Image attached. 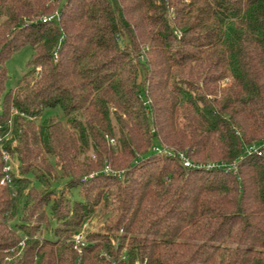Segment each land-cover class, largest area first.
<instances>
[{
    "label": "trees",
    "instance_id": "16d2710c",
    "mask_svg": "<svg viewBox=\"0 0 264 264\" xmlns=\"http://www.w3.org/2000/svg\"><path fill=\"white\" fill-rule=\"evenodd\" d=\"M1 97L0 264H264V0H0Z\"/></svg>",
    "mask_w": 264,
    "mask_h": 264
},
{
    "label": "rangeland",
    "instance_id": "374dc122",
    "mask_svg": "<svg viewBox=\"0 0 264 264\" xmlns=\"http://www.w3.org/2000/svg\"><path fill=\"white\" fill-rule=\"evenodd\" d=\"M33 53V47L30 44L24 45L19 50L15 51L11 57L7 61V69H8V78L6 82V89H10L12 87H15L18 83L21 76L28 70L29 65L28 61L31 58ZM2 97L0 98V108L2 107ZM55 115L58 116L65 124H68L66 116L60 106L52 108L49 107L45 110V112L42 114V116L39 117V121L43 120L45 117ZM60 173V172H59ZM33 177V176H32ZM57 181L54 183H49L48 181L42 180V182L35 179V183L38 187L41 189L46 187H53L55 186L57 189H61L64 184L66 183V177L59 176L56 178ZM65 192L68 195L72 194L73 199H82V195L79 191L78 187H75L73 189H67L65 188ZM87 224L85 226L86 233L93 230L100 229L103 224L104 220L99 214H95L91 216L84 224ZM51 225H55V221H52ZM84 228V226L81 227V229ZM80 229V230H81Z\"/></svg>",
    "mask_w": 264,
    "mask_h": 264
},
{
    "label": "built area",
    "instance_id": "2783aa9c",
    "mask_svg": "<svg viewBox=\"0 0 264 264\" xmlns=\"http://www.w3.org/2000/svg\"><path fill=\"white\" fill-rule=\"evenodd\" d=\"M59 18V12L56 10L50 14H48L47 16H45V19H58ZM264 145V138L261 141H255L253 143H251L249 146H247L246 148V152L250 153L253 151H257L259 153L262 152V146ZM156 149L161 150V148L156 147ZM168 153L170 154H174L173 150H167ZM177 154L179 155V157L182 159V161L184 162L185 165L187 166H194L195 162L184 152V151H179L177 152ZM3 156H4V160H5V165H4V175L2 178V182H12V173L15 170V166L16 163L14 162V160L12 159V157L10 156V154L8 153V151L6 149H3ZM197 165H206L207 167H215V166H223L225 165L224 162H218V161H208L205 163H197ZM233 167H236V162H233ZM106 171H110L111 167L110 166H106L105 168ZM87 224L85 223L83 226L84 228H82L81 230H79L78 232H76L73 235V241H74V246L76 248V250L78 251V253L81 255L83 253V249L84 246L86 245V229L85 226ZM77 264H80V257H78L77 259Z\"/></svg>",
    "mask_w": 264,
    "mask_h": 264
}]
</instances>
